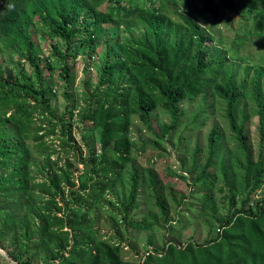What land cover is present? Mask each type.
<instances>
[{"label":"trees","instance_id":"trees-1","mask_svg":"<svg viewBox=\"0 0 264 264\" xmlns=\"http://www.w3.org/2000/svg\"><path fill=\"white\" fill-rule=\"evenodd\" d=\"M102 4L103 10L99 9ZM233 18L242 26L226 47V34L218 27L230 28ZM250 36L264 37V0H0V54L4 60L15 53L21 65L14 67L15 74L3 66L4 74H0V245L2 249L5 241L12 245L5 252L14 264H264V195L256 196L264 181V65L242 67L245 76L252 69L244 92L245 79L237 81L234 63L236 58L251 59L239 50ZM37 37L54 39L51 46L61 61L79 54L90 59L102 45L94 90L85 93L90 100L78 114L85 124L81 140L86 155L78 153L84 169L75 188L67 158L63 166L55 161L50 165L48 155L34 162L28 148L27 139L44 145L43 136L53 131L29 134L34 109L40 106L54 114L48 100L51 88L39 70L42 57ZM23 61L33 70L37 86L19 79ZM68 72L69 66L63 63L60 77L66 78ZM208 93L223 102L236 147L222 148L223 134L212 122L205 137L204 161L190 177L201 202L202 212L195 217H205L212 234L200 241L192 236L184 242L167 237L158 247L148 235L144 253L136 260H124L121 243L96 239L86 215L129 159V115L135 113L150 129L153 110L167 113L169 122L158 126L160 137L180 124L191 130L199 112H187L184 103L200 96L198 105L204 111ZM245 98L250 99L249 109ZM251 116L257 121L256 153L245 126ZM197 140L186 148L192 158L199 151ZM67 148L77 155L71 145ZM39 162L48 165L49 173L37 181L32 170ZM140 173L132 167L123 219L137 207ZM216 173L227 191L228 210L223 218L214 201ZM146 174L161 224L172 223L176 210L170 211V202L177 208L185 194L165 186L152 168ZM66 195L65 203L74 202V206L60 200ZM188 219L191 222L192 217ZM176 221L182 228L184 222ZM125 223L133 229L152 225L143 220Z\"/></svg>","mask_w":264,"mask_h":264},{"label":"rangeland","instance_id":"rangeland-1","mask_svg":"<svg viewBox=\"0 0 264 264\" xmlns=\"http://www.w3.org/2000/svg\"><path fill=\"white\" fill-rule=\"evenodd\" d=\"M125 1L122 0V3ZM132 2L139 3L140 0H132ZM99 9L103 10L104 4L100 5ZM240 26L242 25H239V21L233 18L230 28L224 25L218 27L222 33L226 34V47L229 46L228 43L232 39L233 34L239 32L238 29ZM36 40L38 42L39 53L42 57L39 70L41 72V78L51 88L48 94V100L49 106L53 109L54 114H49L47 110L42 109L40 106L34 109L29 134H33L35 131L37 134H43L49 128H53V131L43 136L45 140L44 145L39 146L38 140H33L32 138L27 139V143L29 144L28 148L34 162L36 159H42L44 161L45 155H48L47 162L50 165L51 161H55L57 166H63L67 158L71 162L68 171L72 177L73 187L75 188L79 183L78 176L83 171L82 169H84V166L78 160V153H81L83 158L86 155L85 146L81 140V132L85 124L79 121L78 114H81L82 109L86 105L85 103L90 100L85 93L94 90V85L97 80L96 69L100 62L99 53L102 50V45L95 48V52L90 59L79 54L74 58L67 55L66 59L61 61L57 54L53 52L51 46L56 43L54 39L51 40L48 37L39 39L37 37ZM239 50L242 54L249 53L251 57V59L236 58L234 60L236 66L235 76L237 77V81L245 79L243 88L244 92H246L249 89L248 79L251 77L252 69H249L245 76L242 73V67L254 63L264 65V37L250 36L249 40ZM16 57L17 55L15 53H10L7 58L2 60L0 54V74H4L3 66L10 67L15 74L14 67L21 66L16 62ZM63 63L69 66V72L66 74V78H61L59 75L60 67ZM21 71L22 74L19 75V79L23 78L37 86L38 81L36 82L34 72L26 61H23ZM261 80H264V74ZM105 86V84L100 85L98 89L101 90ZM260 88L262 89V86ZM44 94L46 96V93ZM245 100L247 102V109H249L250 99L245 98ZM29 101V103L34 102L31 99ZM200 102L201 97L198 96L194 102L184 103L187 112L188 110L199 112L194 122L189 126L191 130L183 128L182 124H180L174 131L170 132V134L167 133L163 137H160L158 126L161 123L169 122V116L164 111L153 110L152 115L154 117H152L150 129L139 120L135 113L129 115L127 137L132 142L130 152H128L129 159L116 179L111 184L108 183L105 185L103 191L86 215V218L92 220V227L95 228L96 239L110 243H121L120 255L124 260H136V256L144 253V243L148 235H151L153 238L152 245L158 247L167 237H176L184 242L186 238L192 236L193 239L195 238L200 241L208 237L209 234H212V232L208 231L207 219L205 217H195L199 211L202 212L201 202L199 201V194H195L192 188L190 177H194L197 174L199 167L204 161L205 137L209 125L212 122L216 123L221 130V134H223V140H221L222 148L233 150L236 147L224 116L223 102L218 97H211L210 93L206 95L204 111H200L201 108L198 105ZM34 104H36V101ZM67 111H71L72 115L69 116ZM187 114L184 119L187 118ZM38 126L40 128L37 129ZM245 126L249 136V142L254 146V152L256 153L258 140L256 118L251 116L246 121ZM62 130L70 133L73 140H70L67 134H63ZM196 138L198 139L199 151L192 158L187 153L186 148L193 147ZM63 140H66L67 143L62 144V142H65ZM68 145H71L73 152L75 151L77 155L68 150ZM95 145L97 150L98 144ZM262 146L264 157V141ZM237 158L241 159V154ZM133 166L141 172V184L136 197L137 207L129 211L127 217L123 219L124 212L122 210V204L125 203L127 198L130 173ZM147 168H152L165 186H169L173 191L181 192L186 196L177 208H174L175 206L170 202V211L176 210L172 223L165 222L161 224L162 219L159 216V210L154 205L151 189L145 179L147 176ZM210 170L212 171L211 167ZM48 173V165L42 166L40 162L38 163V167L32 170V175L37 181L46 177ZM237 173H239V169ZM215 184L214 201L216 202L217 214L223 218L228 210V201L224 197L227 191L217 173L215 175ZM218 187L222 188V190L219 191L217 189ZM259 195H264V181L261 189L256 193V196ZM67 198L68 195L60 200L65 203ZM239 199L240 197L237 196L236 206ZM66 205L74 206L75 204L74 202H70ZM64 207L65 205L62 206V208ZM188 216L192 217L191 222ZM155 219L157 223H153ZM177 219H181L184 222L182 228H179L180 224L177 223ZM127 220H143L144 222H151L152 225L151 227H145L143 229H133L125 223ZM160 224L164 226H160ZM4 243L6 247L3 249L0 245V264H14V261L5 252L6 250L12 249V245H9L7 241ZM133 249L137 251L136 254L133 253ZM15 264L17 263L15 262ZM53 264L81 263L59 261Z\"/></svg>","mask_w":264,"mask_h":264}]
</instances>
